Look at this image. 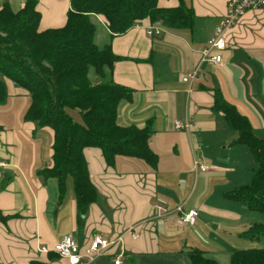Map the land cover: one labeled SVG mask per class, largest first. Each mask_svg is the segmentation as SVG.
<instances>
[{"label":"crops","instance_id":"1","mask_svg":"<svg viewBox=\"0 0 264 264\" xmlns=\"http://www.w3.org/2000/svg\"><path fill=\"white\" fill-rule=\"evenodd\" d=\"M23 1L0 0V7L6 3L15 11ZM183 1L193 10V28L161 25L158 37L147 34L148 18L110 36L103 17L90 16L94 42L110 43L120 57L112 65V80L132 90L130 99L118 103L116 121L148 126L157 159L151 166L137 157L117 156L109 166L99 148H85L97 196L80 220L71 176L60 191L57 180L43 173L52 163V130L26 119L28 93L6 80L7 94L0 102V211L19 217L0 222V264H70L52 250H40L51 249L66 234L82 250L95 234L106 239L122 235L85 264H114L116 259L118 264H189V247L229 264L231 248L218 242L207 249L191 245L201 243L197 226L222 217L241 233L263 220L262 214L255 216L225 197L251 180L256 163L248 147L235 142L237 132L213 104L218 93L247 117L255 136L264 137V6L247 10L227 30L217 65L200 62V51L223 18L227 0ZM157 4L174 7L178 0ZM69 6V0H37L39 29L61 27ZM195 68L200 74L182 81ZM185 119L189 129H176L175 122ZM194 161L208 170L195 172ZM191 209L197 211L193 224L181 222V213ZM129 229L138 236L133 238Z\"/></svg>","mask_w":264,"mask_h":264},{"label":"trees","instance_id":"2","mask_svg":"<svg viewBox=\"0 0 264 264\" xmlns=\"http://www.w3.org/2000/svg\"><path fill=\"white\" fill-rule=\"evenodd\" d=\"M158 0H69L61 27L39 29L37 0H24L12 10L0 7V102L6 97V80L24 89L30 98L26 119L52 130V163L43 170L54 177L60 191L71 176L76 204V220L96 200L83 150L99 148L106 165L117 156H132L155 165L157 156L150 148L149 127L120 125L117 105L128 100L132 90L112 80L113 63L120 59L110 43L94 42L91 15L104 19L109 35H117L148 18L169 28L194 25V13L183 0L174 7H159ZM93 75V78H92ZM213 108L225 124L237 132L236 143L248 147L256 163L249 183L227 192L230 201L242 203L249 211L263 215L239 235L264 240V137H257L244 115L214 94ZM68 109L77 110L82 122ZM0 211V222L10 218ZM189 264H219L196 247L185 250ZM229 264H264V246L232 249Z\"/></svg>","mask_w":264,"mask_h":264},{"label":"built area","instance_id":"3","mask_svg":"<svg viewBox=\"0 0 264 264\" xmlns=\"http://www.w3.org/2000/svg\"><path fill=\"white\" fill-rule=\"evenodd\" d=\"M264 6V0H227L226 11L223 18L219 21L214 29L213 34L207 39L206 44L200 51V62H209L213 64H220L222 62V51L226 48L225 34L238 19L247 11L257 9ZM146 32L149 36L158 37L162 34V26L160 22H156L146 27ZM198 68L193 69L182 77V81L187 82L199 75ZM176 129H189L191 122L185 119L184 123L175 122ZM1 164V163H0ZM209 166L207 164L194 161L193 169L197 171H207ZM181 211L180 208H178ZM197 215L194 209L181 213V222L191 225ZM128 232L131 233L133 238L138 234L132 229ZM122 235H118L112 239L103 238L100 234H95L89 240L85 249H80L76 240L70 234L63 235L60 240L50 248L41 246L40 250L47 252L48 250L54 251L59 257L66 258L70 264H85L92 262L97 256L106 252L110 246L120 242ZM119 260H114V264H118Z\"/></svg>","mask_w":264,"mask_h":264},{"label":"rangeland","instance_id":"4","mask_svg":"<svg viewBox=\"0 0 264 264\" xmlns=\"http://www.w3.org/2000/svg\"><path fill=\"white\" fill-rule=\"evenodd\" d=\"M93 78V75H92ZM68 113L72 116V118L81 123V116L77 110L68 109ZM70 180L71 178L68 177ZM250 182V180H248ZM248 182V183H249ZM239 206H243L241 204H237ZM255 216L260 215L258 212H252ZM216 220H209L207 226L196 228L195 236L199 238L197 240L199 243L191 244L196 245L200 248L207 249V246L214 245L215 242L220 243L224 247H229L231 249H239V248H249V247H262L264 246V240L261 238L258 239H250L249 237H243L239 235V230L235 227V224H231L227 219L220 217L218 222ZM231 224V225H230ZM194 233V232H193ZM190 243V242H188Z\"/></svg>","mask_w":264,"mask_h":264}]
</instances>
